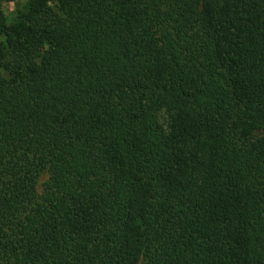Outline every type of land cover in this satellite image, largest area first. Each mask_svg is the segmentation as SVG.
I'll use <instances>...</instances> for the list:
<instances>
[{"label": "trees", "instance_id": "1", "mask_svg": "<svg viewBox=\"0 0 264 264\" xmlns=\"http://www.w3.org/2000/svg\"><path fill=\"white\" fill-rule=\"evenodd\" d=\"M11 1L0 264H264V0Z\"/></svg>", "mask_w": 264, "mask_h": 264}, {"label": "rangeland", "instance_id": "2", "mask_svg": "<svg viewBox=\"0 0 264 264\" xmlns=\"http://www.w3.org/2000/svg\"><path fill=\"white\" fill-rule=\"evenodd\" d=\"M24 0H14L11 2H3V10L5 12L7 20L10 22L14 15V9L20 6ZM45 177L42 178V181Z\"/></svg>", "mask_w": 264, "mask_h": 264}]
</instances>
